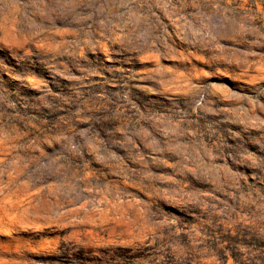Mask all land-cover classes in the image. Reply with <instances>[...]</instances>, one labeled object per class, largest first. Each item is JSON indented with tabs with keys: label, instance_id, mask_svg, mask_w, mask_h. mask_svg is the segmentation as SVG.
<instances>
[{
	"label": "rangeland",
	"instance_id": "374dc122",
	"mask_svg": "<svg viewBox=\"0 0 264 264\" xmlns=\"http://www.w3.org/2000/svg\"><path fill=\"white\" fill-rule=\"evenodd\" d=\"M0 264H264V0H0Z\"/></svg>",
	"mask_w": 264,
	"mask_h": 264
}]
</instances>
